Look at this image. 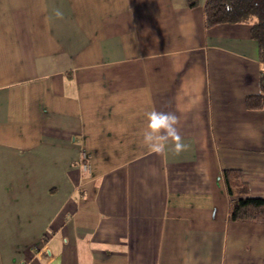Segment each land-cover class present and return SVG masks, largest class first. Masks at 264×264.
Here are the masks:
<instances>
[{
	"label": "crops",
	"instance_id": "obj_1",
	"mask_svg": "<svg viewBox=\"0 0 264 264\" xmlns=\"http://www.w3.org/2000/svg\"><path fill=\"white\" fill-rule=\"evenodd\" d=\"M194 2L0 0V264H264V225L228 220L264 198L262 65ZM153 109L183 151L143 144Z\"/></svg>",
	"mask_w": 264,
	"mask_h": 264
},
{
	"label": "trees",
	"instance_id": "obj_2",
	"mask_svg": "<svg viewBox=\"0 0 264 264\" xmlns=\"http://www.w3.org/2000/svg\"><path fill=\"white\" fill-rule=\"evenodd\" d=\"M195 6L194 0H187ZM203 24L211 28L220 24H249L250 39L256 46L257 60L262 65L258 77L259 91L247 96V110H258L264 114V0H205L202 7ZM222 180L228 196H244L245 186L236 170H223ZM232 222H251L264 225V198H238L228 211Z\"/></svg>",
	"mask_w": 264,
	"mask_h": 264
},
{
	"label": "clouds",
	"instance_id": "obj_3",
	"mask_svg": "<svg viewBox=\"0 0 264 264\" xmlns=\"http://www.w3.org/2000/svg\"><path fill=\"white\" fill-rule=\"evenodd\" d=\"M57 17H62V13L58 10ZM147 126L143 132V144L148 150L160 153L163 151L167 143L172 142L174 150L181 152L186 145L182 143L180 134V120L174 112H163L155 109L146 113Z\"/></svg>",
	"mask_w": 264,
	"mask_h": 264
},
{
	"label": "built area",
	"instance_id": "obj_4",
	"mask_svg": "<svg viewBox=\"0 0 264 264\" xmlns=\"http://www.w3.org/2000/svg\"><path fill=\"white\" fill-rule=\"evenodd\" d=\"M78 163H79L78 165H79L80 170L82 172H87L88 165L86 163V157H85L84 153L80 154V158H79V162Z\"/></svg>",
	"mask_w": 264,
	"mask_h": 264
}]
</instances>
